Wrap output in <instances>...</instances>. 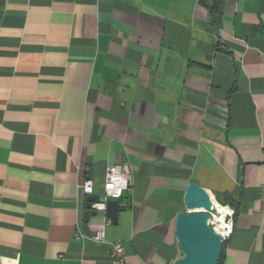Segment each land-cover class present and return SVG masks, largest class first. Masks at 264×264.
<instances>
[{"label": "crops", "instance_id": "1", "mask_svg": "<svg viewBox=\"0 0 264 264\" xmlns=\"http://www.w3.org/2000/svg\"><path fill=\"white\" fill-rule=\"evenodd\" d=\"M124 163L117 224L86 219ZM192 181L236 210L221 264H264V0H0V264H110L105 223L174 264Z\"/></svg>", "mask_w": 264, "mask_h": 264}, {"label": "water", "instance_id": "2", "mask_svg": "<svg viewBox=\"0 0 264 264\" xmlns=\"http://www.w3.org/2000/svg\"><path fill=\"white\" fill-rule=\"evenodd\" d=\"M100 201L99 196L87 197L86 219L89 215H97L98 210L92 209L93 203ZM186 211L176 216L175 237L181 257L174 264H219L224 242L219 233L210 225L213 199L207 189L195 181L189 183L185 192ZM106 216L113 224H117L120 207L119 200H109L106 204Z\"/></svg>", "mask_w": 264, "mask_h": 264}, {"label": "built area", "instance_id": "3", "mask_svg": "<svg viewBox=\"0 0 264 264\" xmlns=\"http://www.w3.org/2000/svg\"><path fill=\"white\" fill-rule=\"evenodd\" d=\"M132 183V174L128 164L124 163L116 166H109L106 170L105 183L103 186L104 194L100 197L98 203H93L92 208L96 210H105L109 200H119L124 193L128 191ZM84 193L88 196L93 194L94 184L91 180L81 185ZM261 213L264 215V186L261 191ZM211 214L210 225L221 235L225 242L231 237L235 229L236 210L228 205H220L213 200V210ZM106 223L102 229L97 231L90 238L92 241L108 244L110 247V264H126L125 250L120 242H109L105 233Z\"/></svg>", "mask_w": 264, "mask_h": 264}, {"label": "trees", "instance_id": "4", "mask_svg": "<svg viewBox=\"0 0 264 264\" xmlns=\"http://www.w3.org/2000/svg\"><path fill=\"white\" fill-rule=\"evenodd\" d=\"M222 256H223V255H222ZM221 259H222V257H221ZM219 264H221V260H220Z\"/></svg>", "mask_w": 264, "mask_h": 264}]
</instances>
